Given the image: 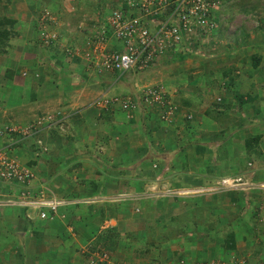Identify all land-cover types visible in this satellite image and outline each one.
I'll return each mask as SVG.
<instances>
[{
	"label": "crops",
	"instance_id": "1",
	"mask_svg": "<svg viewBox=\"0 0 264 264\" xmlns=\"http://www.w3.org/2000/svg\"><path fill=\"white\" fill-rule=\"evenodd\" d=\"M11 1L13 6L8 9L15 11L11 16L15 27L8 41L10 47L3 56L11 58L13 63H0V147L14 141L9 152L17 162L31 170L33 177L26 184L31 193L49 192L68 203L57 207L50 218H38L36 211L21 206H0V264H206L205 236L200 237L201 240L194 236L188 221L174 223L172 230L176 235L170 240L164 238L159 249L151 247L149 257L139 250L143 249L142 246H129L128 240L132 241L130 231L139 233L145 225L154 226L153 222L150 224V216L154 219L160 213L149 215L143 211L139 217L141 221L132 219V204H147L152 209L154 205L151 203L157 198L149 195L148 185L141 189L145 176L139 177L137 184L133 185L132 180L125 178L132 167L127 165L137 162V166L143 168L141 175H144L147 174L144 166L148 170L150 164L155 163L156 169H161L155 179L161 178L163 171L165 173L171 167L175 173L193 170L191 173L186 171V174H189L187 181L194 182L195 178H211L210 172L216 170L214 166L203 165L207 159L201 156H213L212 147L215 146L220 150L216 154L219 157L223 154L227 159L224 168L239 170V158L229 152L231 138L227 137V132L242 131V109L250 105L246 102L249 91L254 94L251 105H264V46L255 45L257 52L251 63L257 62L256 66H246L249 64L246 60L250 58L242 62L240 57L232 60L224 53L214 52L212 40L211 48L209 46L203 55L172 56L170 60L162 59L157 63H166L168 67L157 66L119 75L98 71L93 64L80 59L78 51L73 57L62 51V46L75 47L76 42L84 47L83 31L69 30L83 19L84 10L79 2ZM1 2L11 5L9 0ZM231 7L223 1L221 10L217 11L218 15L226 16L218 23L217 42L223 38L220 35L228 24ZM40 11L52 15L58 29L57 43L61 42L62 46L37 43L36 34L40 27L35 25V17ZM31 12H35L34 17ZM98 19L100 17L93 23ZM114 42L110 40L105 49L113 48ZM197 57L198 62L195 61ZM227 59L231 60L223 61ZM202 61L204 65L200 67ZM207 61L212 63L207 64ZM196 74L204 76V82ZM155 77V82H159L176 106L173 119L168 123L158 118L161 108L146 107L138 99L135 108L128 112L116 104L103 102L105 97H135L139 87ZM222 83H230V92L225 86L223 90ZM236 89L243 91L244 95L234 94ZM236 96L240 99L237 100ZM256 96L259 100H254ZM48 115L52 119L42 123ZM234 115L236 119L232 118ZM37 120L42 125V147L33 145L31 137L15 143L19 131ZM212 133L222 136L225 144L222 145L219 139L213 141L209 137ZM235 146H240L237 141ZM185 159L187 168L183 166ZM197 162H201V166H196ZM217 168L220 170L219 165ZM118 172H124V175ZM257 176L261 178L260 172L256 173ZM21 188L16 183L1 181L0 201L15 197ZM127 188L130 189L128 199L116 198ZM240 194L235 196L240 207L233 209L237 214L234 222L242 221L245 225L247 216L244 212L249 203L260 205L256 209H259L260 219H264V195L244 198L246 195L242 197ZM184 201L166 200V204L170 208L172 203ZM167 217L169 214L164 213L163 219ZM157 229L158 232L164 231V228ZM257 233V245L261 250L254 254L255 262L264 264V232ZM99 252L105 253L107 258L99 256ZM198 252L201 257L195 259L193 256ZM222 262L220 264H224Z\"/></svg>",
	"mask_w": 264,
	"mask_h": 264
},
{
	"label": "rangeland",
	"instance_id": "2",
	"mask_svg": "<svg viewBox=\"0 0 264 264\" xmlns=\"http://www.w3.org/2000/svg\"><path fill=\"white\" fill-rule=\"evenodd\" d=\"M117 3L120 0H116ZM72 3L78 4L79 6L84 10L82 13L84 16L82 17L83 19L80 20L75 26L69 27L70 31H78L82 32L83 31V36H82V42H85L86 39L89 37H92L93 29H95V24L97 22L93 23V20H96L97 18H102L106 12H109L110 8L112 7L111 5L113 4V0H70ZM115 2V0H114ZM9 3L11 5H8L6 2L2 4L0 3V18L5 17L7 19H10L13 21L11 26L5 25L4 27L10 28L9 29V35L6 38L7 44L9 40H11L14 30L13 27H15V20L11 18V16L15 13L14 10H9L8 8L10 6H13V1L9 0ZM82 3H84L82 5ZM230 6H232L229 10V19H228V24L225 27V31L223 32L222 35L223 38L220 39L219 42H217L216 39V33L217 29L214 30L212 33V37L210 39V48H211V43L212 39L214 42V52H220L224 53L226 57H230L232 60L237 59L240 57L242 62L246 60V58H250V60H246L247 64L246 66H256L255 63H251V59L253 60V55H256V50L257 48L255 45L264 46V31L262 30L264 28V0H231L229 2ZM3 7V8H2ZM7 8V9H4ZM109 9V10H108ZM80 13V12H79ZM32 16H35V12H31ZM37 16L35 17V20L37 23L35 25L40 27L41 32L43 35L41 37L36 35L37 37V43L44 45L45 46V41L48 40L50 44L56 43L58 46L60 45L61 42H58V29L55 28L54 26V20L52 19V15L50 13H47L46 11H40L36 12ZM226 18V16H224ZM99 20V19H98ZM217 21V19H216ZM92 22V23H91ZM261 34V35H260ZM226 36V37H225ZM242 36V37H240ZM262 37L261 40L258 39V37ZM238 37L241 38V40H238ZM61 39V38H60ZM92 39V38H90ZM93 40V39H92ZM114 41V40H113ZM87 45L86 43L84 44V47L80 44V42H76L77 45L75 47H67V46H62V51L65 52V49L69 48L71 55L70 57L78 51L80 53V59H83V61H86L87 63L93 64V61L95 60V57L97 56V51H93V45H91V42ZM62 44V43H61ZM65 47V48H64ZM89 53V56H85V51ZM76 55V54H74ZM73 55V56H74ZM67 56V55H66ZM72 56V57H73ZM79 57V55L77 54ZM12 57V56H11ZM231 59L223 60V61H230ZM170 60V59H169ZM199 58H195V61L198 62ZM0 63L1 64H8V63H13L12 59H8L7 57L3 56V52L0 53ZM207 64L212 63V61H207ZM192 65L196 67L193 63ZM204 65V61L200 63V67ZM163 67L166 66L168 67L169 65L166 63H161L160 65L156 64L155 67ZM199 66V65H198ZM93 67L96 68V66L93 64ZM197 76L201 77L200 81L204 82V76L198 75ZM154 79V80H153ZM151 80H146V83L144 85L148 84H159L156 83V77ZM143 85V86H144ZM139 87L138 93L135 95V99H138L140 101V89L143 87ZM205 86V85H204ZM223 90L224 86L225 89L227 88L228 91L231 90L230 83H226L223 85ZM214 88V87H213ZM213 90V89H211ZM214 91V90H213ZM230 92V91H229ZM234 94L236 93H241V95H244L243 91H238V89L234 90ZM232 95V93H231ZM237 95V94H236ZM248 98L249 100L246 102L249 105V107H244L242 110L244 111V116L241 120H243V129L241 132L238 131L230 133V130L227 132V137L231 138L230 143L228 144L231 147L230 153H232L236 158H239L238 160V167L241 168L237 171H232L227 170L224 168V164L226 162V158L222 154V157H219L217 154L220 153L219 147H212L214 148V154L213 156L208 155V158L206 155H201L205 157L207 160L202 162L203 165L207 166H214L216 169L215 171H211L210 174L211 178H195L194 182H189L187 181L189 179V174H186V171L188 173L193 172V170H183L179 171L177 173L174 172V168L171 167L167 169L161 178H154L156 173H161V169H156V164L151 163L150 168H147L144 166V173L147 172V174H143V168L141 166H137V162H134L128 166H132L129 171L126 172L127 176L125 177L126 179L132 180V185L137 184V179L139 177L145 176L144 182L142 181V187L141 189L145 186L148 185V193L152 197H156L157 199H154L151 205H154V208L150 209L147 204L146 205H141L139 206L138 203L132 204V219H134L135 222H139L142 219L139 218L143 211L148 212L149 215L152 213H160L158 217H155L154 219L152 216H150V224L152 222L154 223V226L150 225L147 226L145 225L141 231L138 233L135 230L130 231V236L129 239H131L132 243L130 240H128L129 246H136L140 245L143 247V249H139L143 251V254L145 255H150V248H161L160 245H162L163 240L168 239L170 240V237L175 236L176 234L173 233V225L174 223H189L191 225V233L200 238L205 236L206 242L204 243V246H206L205 250V258L206 259V264H211L209 263L210 261L214 263H219L223 261L222 263L224 264H257L255 262V257L254 254H257L260 252L261 248H259L258 244V236L259 231L264 232V228H261L264 226V219L261 218V214L258 212V208L260 205L258 204H248V208L245 209V216L246 218V223L241 221V223H236L233 220L234 218L237 217L236 212L233 210L236 207H240L238 204V201L236 199V194H240L242 192L244 198L247 196H257L261 197V195H264V103L262 104L263 106H258L257 104L252 103V97L254 94L252 91H249L248 93ZM119 96V95H118ZM130 96L131 95H127ZM122 97V96H120ZM165 98L166 100L172 104L175 109L176 106L174 102L170 100V98L167 96V93H165ZM236 99H240V96H236ZM137 100V102H138ZM254 100H259L258 96ZM264 101V100H263ZM111 104V103H110ZM109 105V104H107ZM112 105V104H111ZM115 105V104H113ZM148 106H154L160 110L162 106H160L157 102H153L151 105ZM146 106V107H148ZM174 109V111H175ZM170 116V119L168 120H162L159 117L158 118L162 121H165L166 123L170 122L173 119V114ZM234 119L237 118L236 115L232 117ZM42 136V135H41ZM224 136V135H223ZM209 137H212L213 141H217L216 139H219L221 144L224 145L225 141L223 140L222 136H218L216 134H211ZM41 138V137H39ZM236 141L237 144H239V147H236ZM221 146V145H220ZM229 148V147H228ZM243 148V152L241 150ZM216 149V150H215ZM223 152V150H222ZM10 153V152H9ZM217 153V154H216ZM243 153V154H242ZM198 159V158H197ZM184 160L183 166L184 168H187V165H185ZM150 162V161H149ZM220 166V170H218L216 165L217 164ZM201 162H197L196 166H201ZM232 166H235V162H233ZM126 168V167H124ZM142 168V169H141ZM119 171V170H118ZM232 171V172H231ZM205 173V171H202ZM231 172V173H229ZM260 172L261 178L259 179L258 176L256 177V173ZM120 175H124V172H118ZM165 174V175H164ZM82 177V176H81ZM138 177V178H137ZM236 178L240 177L243 180L248 181V183H253V186H250V188H237V189H225L223 190L219 185H217V181L220 178ZM163 178V180H162ZM211 181L209 182V180ZM259 179V180H258ZM259 181V182H258ZM140 183V182H138ZM145 183V184H144ZM159 183V184H158ZM195 183V184H194ZM259 184H263V186H259ZM258 185V186H256ZM126 188V187H125ZM145 189V188H144ZM143 189V190H144ZM128 190L130 189H125L122 196L121 194L118 195L119 199L126 200L129 198V193ZM142 190V191H143ZM146 191V189H145ZM236 192V194H235ZM233 195L234 197H230ZM240 196H242L240 194ZM242 196V197H243ZM226 198V200H225ZM230 198V199H229ZM233 198V199H232ZM166 200L170 201H184V203H172L170 205V208L168 204H166ZM84 200H81L80 202H84ZM262 205V202H261ZM165 207V209H164ZM135 208L137 209L134 213ZM186 209L187 211L183 214L180 215H173L171 216L170 213H175L179 212ZM165 210V211H164ZM252 211H255L252 213ZM165 214H169V217L167 219H163ZM187 213V214H186ZM189 214L191 216H189ZM242 212L238 216L241 218ZM129 216V215H128ZM127 216V218H128ZM145 222L148 220H144ZM261 221V222H260ZM138 224H133L132 226H137ZM188 225V224H187ZM244 225V226H243ZM157 227L164 228L163 232H158ZM188 227V226H187ZM240 227V228H239ZM244 230V231H242ZM247 231V233L245 232ZM242 231V234H241ZM249 231H251L249 233ZM232 234V243L234 244L232 247L226 246V241L228 240V234ZM165 238V239H164ZM201 240V238H200ZM204 240V239H203ZM264 243V242H263ZM262 243V244H263ZM264 246V244L262 245ZM208 248V250H207ZM211 248V251L209 249ZM135 249V248H133ZM99 256L102 258H107V255L105 253H97ZM195 259H199L201 257L200 252L198 254H195L193 256ZM213 263V264H214Z\"/></svg>",
	"mask_w": 264,
	"mask_h": 264
},
{
	"label": "built area",
	"instance_id": "3",
	"mask_svg": "<svg viewBox=\"0 0 264 264\" xmlns=\"http://www.w3.org/2000/svg\"><path fill=\"white\" fill-rule=\"evenodd\" d=\"M223 1L229 3L231 0H120L116 7L98 20L93 29L94 34L84 44L89 45L90 41L93 51L98 50V57L93 61L98 71L117 74L146 70L172 56L203 55L218 23L225 19L217 14ZM110 40L115 41L114 47L106 50L105 46ZM65 53L71 55L69 48L65 49ZM85 56H89L87 50ZM139 97L145 106L157 102L162 106L160 119H170L175 107L166 100L160 84L144 85ZM135 101L132 96L103 99L106 104L116 102L126 112L135 108ZM43 119L46 121L42 123H47L52 118L48 115ZM41 126L40 120L31 122L19 131L20 136L22 139L31 137L34 144L41 148L43 143L36 136ZM12 144L0 147V182L16 183L22 188L15 197L0 201V206H21L36 211L38 218H50L57 207L68 202L52 193H31L26 188L33 174L9 153ZM217 185L223 190H234L250 188L253 183L240 177H227L220 178Z\"/></svg>",
	"mask_w": 264,
	"mask_h": 264
},
{
	"label": "trees",
	"instance_id": "4",
	"mask_svg": "<svg viewBox=\"0 0 264 264\" xmlns=\"http://www.w3.org/2000/svg\"><path fill=\"white\" fill-rule=\"evenodd\" d=\"M116 5H117V1L115 0V2H114V0H113V4L111 5L112 7L111 8H114V7H116ZM107 13V12H106ZM12 23H13V21L12 20H10V19H7V18H5V17H1L0 18V53H4L5 51H6V49L8 48V47H10V45L9 44H7V41H6V38H7V36L9 35V29L11 28H5L4 26L5 25H7V26H11L12 25ZM41 32V29L39 30V32H38V30H37V34L36 35H38L39 33ZM9 43V42H8ZM55 43V42H54ZM53 44V43H52ZM45 45H47V46H49L50 45V43L48 42V40L47 41H45ZM64 50V49H63ZM4 74H6V72H4ZM40 132L41 131H38V132H36V136H39L40 137ZM15 140H16V142L15 143H19V142H23V139H22V137L21 136H19V137H15ZM33 145H35L34 144V142H33ZM36 146V145H35ZM51 216H53V215H51ZM48 220V219H47ZM169 238V237H168ZM234 244L232 243V234L231 233H229L228 234V240L226 241V246H228L229 248L230 247H232Z\"/></svg>",
	"mask_w": 264,
	"mask_h": 264
},
{
	"label": "clouds",
	"instance_id": "5",
	"mask_svg": "<svg viewBox=\"0 0 264 264\" xmlns=\"http://www.w3.org/2000/svg\"><path fill=\"white\" fill-rule=\"evenodd\" d=\"M152 68H154V67H152ZM150 69V68H149ZM123 74V73H122ZM120 75V74H119ZM163 88V87H162ZM163 91H164V89H163ZM164 93H165V91H164ZM124 96H127V95H124ZM124 96H122V97H124ZM112 97H116V98H120V96H112ZM105 98H110V97H105ZM134 98V97H133ZM111 104H116V102L115 103H111ZM116 105H118V104H116ZM119 106V105H118ZM120 107V106H119ZM121 109V108H120Z\"/></svg>",
	"mask_w": 264,
	"mask_h": 264
}]
</instances>
